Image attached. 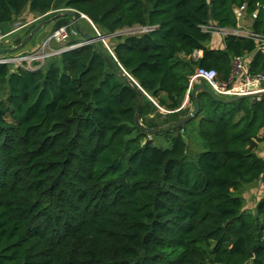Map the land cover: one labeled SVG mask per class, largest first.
I'll list each match as a JSON object with an SVG mask.
<instances>
[{
  "label": "trees",
  "instance_id": "16d2710c",
  "mask_svg": "<svg viewBox=\"0 0 264 264\" xmlns=\"http://www.w3.org/2000/svg\"><path fill=\"white\" fill-rule=\"evenodd\" d=\"M242 6L255 16L249 32L264 37V0H0V50L29 25L13 29L24 14L61 12L38 42L63 27L66 41L72 30L85 42L83 15L112 54L97 41L33 71L0 64V264H264V195L246 213L240 194L264 181V98L222 104L197 92L196 154L191 121L177 127L195 68L227 81L241 57L250 76L264 77L251 38L213 46L209 30L236 29ZM134 27L146 31L115 35ZM34 37L0 58L24 54ZM113 65L145 94L142 127L137 94Z\"/></svg>",
  "mask_w": 264,
  "mask_h": 264
},
{
  "label": "built area",
  "instance_id": "2783aa9c",
  "mask_svg": "<svg viewBox=\"0 0 264 264\" xmlns=\"http://www.w3.org/2000/svg\"><path fill=\"white\" fill-rule=\"evenodd\" d=\"M233 13L238 22L236 29L221 30V29L212 28L209 31L216 33V34L217 33L221 34L223 36L233 35L236 37L251 38L257 43V47L261 48L262 49L261 51L264 52V37L254 35L251 32H249L248 28L243 29V28H240L239 26V22L242 21V19L243 20L245 19L244 6L238 9H234ZM250 17H252L250 19L251 21L255 16L251 15ZM80 18L87 20V22L89 23L88 19L85 16L80 15ZM143 31L145 32L146 29L143 28ZM67 37H68V33L65 27L58 29L53 34L49 35L45 39V41L42 43L40 55L38 53H35V54L25 53V54L19 55L21 56L18 58L20 61V64L18 61V64H14V65L19 66L22 63L27 62V60H29V62H32L33 64L38 63V66L40 67L46 58H49L55 55V54L53 55L43 54L45 47H50L51 43H55V44L62 43L64 42V40L67 39ZM2 38L3 36H0V40ZM105 47L107 48L106 45ZM65 50L66 49H59L57 51V54L64 52ZM109 53L111 54L110 51ZM199 53L200 52H194L192 57H194L195 55ZM12 63L13 62H9V60H6V58L0 59V64H12ZM193 83L202 84V85L204 84L216 98L224 99V100L231 99L234 97L260 95L261 93H264V87L261 86V85H264V77L261 75L250 76L247 73L245 61L241 57H234L231 60L230 74H229L227 81H219L217 79V75L214 70L195 68L192 77L189 79V87H188L186 96H188L190 87Z\"/></svg>",
  "mask_w": 264,
  "mask_h": 264
},
{
  "label": "rangeland",
  "instance_id": "374dc122",
  "mask_svg": "<svg viewBox=\"0 0 264 264\" xmlns=\"http://www.w3.org/2000/svg\"><path fill=\"white\" fill-rule=\"evenodd\" d=\"M63 13H59V15L61 16ZM59 16V17H60ZM57 16L55 17H48V18H44V17H38V18H34L30 15H26L24 14L19 22H15L13 23V29L15 30L16 28L18 29V27L22 24H27L29 23V25L21 30H18V32H16L15 37L12 38L11 42L9 43H2L1 45V49H10V48H17L18 50L21 48L19 47L20 43L23 41V39H25L29 34L30 32L36 28L37 26H40L39 29L37 30V32L35 34L37 35H34L33 39L26 45V48H31V50L27 49V51H22L25 53H38L39 55L41 54L40 53V50H41V45L42 43L45 41V38L42 42H38V36L40 35L39 33L41 32H51V23L56 19ZM80 17V16H79ZM245 17V16H244ZM252 17H248L242 21L239 22V26L240 28H243V29H247V23H249L250 19ZM85 20V19H84ZM71 23L73 24V20L71 19ZM87 21V20H85ZM86 24V23H85ZM90 25V29L87 27H84L81 25V21L80 23H78V25H81L82 26V29L83 31H85L84 33H88L89 35H91L93 37V33L96 31V29L94 28V26L90 23H88ZM74 26V24H73ZM11 25H6L3 30L1 29V32H5V31H9L11 30ZM33 28V29H32ZM32 29V30H31ZM93 31V33H92ZM97 32V31H96ZM143 28H139V27H134V28H130V29H123L121 31H118L115 35H120V36H138L140 35L141 33H143ZM54 32H52L53 34ZM71 37H73L72 41H76L77 44L73 45V46H78L80 45L84 40L81 39L83 37H80V36H77L76 33H74L72 30H71ZM27 34V36H25ZM23 35V36H22ZM51 35V34H50ZM37 36V37H36ZM96 36V35H95ZM218 36V38H216V42H213V46L215 47V45H217L216 43H218V39L219 37H224L223 35L221 34H218L216 35V37ZM13 37V36H12ZM23 38V39H22ZM14 39H17L16 41L22 39L19 43V45H15L16 44V41L13 42ZM66 41L64 40V42L62 43H59L58 45L61 44V46L63 45L64 48H61V46H58V49H55V47H53V44L51 43L50 47H45L44 49V53L43 54H47V55H53V54H57V51L59 49H68L70 48L68 45H69V41ZM66 41V42H65ZM79 41V42H78ZM97 41H100V40H96L95 42ZM71 42V41H70ZM104 46L107 45L105 40L104 42L100 41ZM109 45V44H108ZM71 46V47H73ZM16 51V50H15ZM20 52V51H19ZM12 53V52H11ZM10 54V53H8ZM19 55H22L21 53H16V54H13V55H9L10 57L6 58V60H9V62H13L12 64H18V61H19ZM0 59H3V58H0ZM22 63V62H21ZM19 64H20V61H19ZM21 68L25 69V70H29V71H33V70H36L37 68H39V66L37 67V65L33 64L32 62H29V60H27V62H24L22 63L21 65H19ZM262 87H264V85H261ZM189 107L192 109V106L189 105ZM190 109V110H191ZM162 111V110H161ZM162 114H165L166 112L163 110L162 112H160ZM188 129H190V137L192 138L193 140V144L189 145V154L190 155H193V154H196L200 151L201 147H200V141H199V138H198V135L196 133V127H195V121H191L189 124H188ZM157 142V141H156ZM163 146H166V145H163ZM259 153V152H258ZM240 194H241V197L244 199V211L246 213H253V206L252 205H255V202L257 201L256 197L258 195V193L260 192H263L264 193V181H262V179L258 180V182L256 184H254V186H250V187H243L241 190H240Z\"/></svg>",
  "mask_w": 264,
  "mask_h": 264
},
{
  "label": "water",
  "instance_id": "95a60500",
  "mask_svg": "<svg viewBox=\"0 0 264 264\" xmlns=\"http://www.w3.org/2000/svg\"><path fill=\"white\" fill-rule=\"evenodd\" d=\"M64 14L70 16L73 19V24L76 27V24H75L76 20L74 18L75 12L71 11V10H67L64 12ZM59 16L60 15L58 14L57 17H59ZM89 23H90V21H89ZM39 27L40 26H37L36 28H34L30 32V34L25 39H23V41L20 43L19 47H22L28 40H30L35 35V33L37 32ZM105 39H107L106 36H102V37L97 36V38L93 39L89 35H85V42L84 43H81L78 46L70 47L66 50L77 48V47H80V46L87 44V43L95 44L96 40H100L103 42ZM15 50H17V48L2 49V50H0V55L5 54L6 52L11 53V52H14ZM113 70L118 77L123 79V81H125L128 85H130L131 88L136 92V94H137V109H136V113L134 116V121H135L136 125L142 127L141 124L139 123V120H138V110H139V107L141 105V99H142L141 95L142 94L145 95V94L141 91V89L138 87L136 82L133 81L127 74H125L121 68H120V70H118L117 67L113 65ZM200 91L204 92L206 95H208L213 101L218 102V103H222V104H231V103H234V102H236L240 99H244V98H250V99H253L254 101L264 98V93H261L260 95H249V96H243V97H234V98L226 99V100L219 99V98H216L206 86H204L202 84H198L190 90V92L188 93L189 96H187V97H190V99L192 100V109L185 117H183L182 119L177 121V127H181V126L189 123L192 119H194L198 115L199 104H198V101H197L195 96H196V93L200 92ZM146 132L151 133V130L147 129Z\"/></svg>",
  "mask_w": 264,
  "mask_h": 264
},
{
  "label": "crops",
  "instance_id": "0c3cea01",
  "mask_svg": "<svg viewBox=\"0 0 264 264\" xmlns=\"http://www.w3.org/2000/svg\"><path fill=\"white\" fill-rule=\"evenodd\" d=\"M250 22L251 21H249V23H247V28H249V25H250ZM219 45H220V43L218 44V47H219ZM11 49V48H10ZM30 49V48H29ZM201 56V52L199 53V54H197V55H195L194 57H193V60H196V59H198L199 57ZM196 85H198L197 83H193L192 85H191V87H190V90L193 88V87H195ZM190 90H189V92H190ZM150 101H152L150 98H148ZM254 101V100H253ZM189 100H188V97L187 96H185V98H184V100H183V103H182V105H181V108L182 109H185V108H189V109H191L190 107H189ZM160 110V112H162L163 110L162 109H159ZM162 110V111H161ZM191 111V110H190ZM189 111V112H190ZM195 121V127L197 126V123H198V119H195L194 120ZM190 145H191V143H190ZM259 152V153H258ZM257 154H258V156L259 157H261L262 158V160L264 161V143H262V144H260L259 146H258V149H257ZM262 195H264V193L263 192H260V193H258V195H257V197H256V199L258 200ZM253 207H254V205H252Z\"/></svg>",
  "mask_w": 264,
  "mask_h": 264
}]
</instances>
